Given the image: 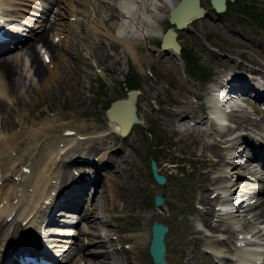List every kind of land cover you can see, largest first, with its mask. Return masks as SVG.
Masks as SVG:
<instances>
[{
    "label": "rangeland",
    "instance_id": "374dc122",
    "mask_svg": "<svg viewBox=\"0 0 264 264\" xmlns=\"http://www.w3.org/2000/svg\"><path fill=\"white\" fill-rule=\"evenodd\" d=\"M4 1L9 4L11 3V6L5 5L4 12L7 14L8 18L11 19L10 21H13V19L18 21V30L23 32L21 35L19 34L17 38H23V44L26 41H31L36 34L40 35L43 32L46 33L47 39L52 42L53 47L50 50L41 47V43H35V52L36 54L38 53L41 60L42 55L40 51L42 50L46 53L47 57H50L52 61L51 64L54 61H57L60 55H63L67 68H74L77 65L83 69L79 75L73 71L71 79L69 74L66 75V73H63V77H60L56 82L59 85V90L57 93L58 97L53 100L54 109L44 113L45 115L42 116L40 121L35 122L41 123L46 120H53L55 113L67 114L65 118L51 122L53 124L63 123V126L56 127V130L50 133V139H57L59 137L57 140L59 141V144L55 145V151L53 153L54 156L57 157L55 163L56 173H53L54 178L51 183L57 184V189H60V192L64 191V193H66L67 185H69L70 188L73 187V183L79 181V178H76L75 181H68L63 187L61 184L63 182V175L69 173L74 177L82 175L87 178L88 174L90 175L92 171H95L97 174L96 164L100 155V152L98 155H95L96 153L93 150V147L98 146L100 143H92L87 140L89 138H85L86 135H91L97 138V132H93V129L89 128L87 130L88 132L82 131L79 132L81 133L79 135L75 130L77 131L79 125L85 124L87 126H92L95 123L96 115L101 114L103 117L104 115L106 116L111 105L118 100L125 98L128 94V88L126 87V74L129 70L128 64H130V62L127 61V57L122 51V46L119 47L118 53L115 54L114 51L109 48L111 37H107V34L110 32L106 29H101L105 36L97 37L92 31L93 23H96L98 20L109 19L111 13L119 15V12L123 9L122 4L118 0H91L90 3H87L84 0H72L70 1V5H72L70 7L75 9L76 13L75 15H69L65 8L66 1L68 0ZM210 9L209 13L216 18L217 14L211 6ZM158 17L165 20L164 23H162L163 21L160 23L169 26L168 14L158 15ZM220 18H222L226 26L236 28L245 37L250 39L256 38L264 32V0L229 1L228 9ZM151 19L154 20L155 18L153 17ZM119 21L127 23L128 19L120 18ZM110 22L116 25L118 21L110 20ZM72 26L77 28L76 32L72 31ZM82 32H87L89 37L84 38ZM138 33L140 36L139 38L141 39L144 34H150L157 37L158 41L161 29L156 28L151 30L148 27H144L139 28ZM178 40H180L182 46L181 57L176 58L171 55H166L161 52L158 44H156V46L149 45V50H147V52L149 55H152L154 62H157L159 59H165L177 63L178 70L172 74V78H179L181 83H183V87H192L196 92L195 95L199 93L203 95L205 92L204 89L208 86V80L216 81L217 74L223 73L226 62L221 59H224V56L232 57L234 61L239 63L241 59H243V56L241 55L238 57V51L248 49L245 45H243L245 49H242L238 46L227 43V41H223L220 35L202 25H188L183 30H178ZM143 42H146V40H143ZM80 43H85L87 47L81 48L79 45ZM99 44L102 45L101 48H97ZM12 52H15L13 54H18V57L22 56L24 59L27 58L25 56L26 54H24L19 48H11L1 54L0 57L7 56ZM105 54H109L110 57H104ZM193 57L195 58L193 59ZM99 60H102L101 64L98 63ZM84 62L88 63L89 66H85ZM105 67L109 70L115 69L116 73L113 72L112 75L107 74L104 71ZM134 70L137 74H141V76H139L140 79L141 77H146L143 85L144 90L149 92L147 94L149 96L148 102H138V106L141 108V111L144 112V115L141 113L140 116H138V121L133 123V127L131 126L132 128H129L126 137L115 136L113 140H106L107 143H103L109 144V142L115 141V148L118 150L116 155L110 157L104 155L103 161H106L107 163L109 162V164L113 163L116 171L121 175L122 180L127 178L124 175L123 169L131 168V176L137 178V185L145 194L140 200L137 199L132 202L131 208L133 211H128L129 207H124V202L122 200H114L117 209L106 213L109 218L113 217V219H111L112 223L109 224V229L107 228L111 240H105L107 242L106 248L109 251H112L113 246L119 244L117 241L119 237L129 235L132 232L126 231L125 228L121 232H116V229L131 225L130 221L133 219L132 215H135L133 213H140L144 216L143 218H145L146 215L159 214L160 218L157 221L164 222L169 226V231L165 237L168 252V264H215L212 256L210 259L207 258L209 253L206 252L204 245L201 242L202 240L198 238V249L193 245H188L184 250L181 248V243L179 242L178 237L183 234V221H187L196 228L202 227L200 217L203 216V214L207 215L206 210L209 206L213 205L215 200L211 199L213 195L212 189L215 187L213 184L214 179L217 175H223L227 181L229 180L228 182L232 198L238 196L244 197L245 199V203L237 207V210H234L235 208L231 205L230 207L234 212H229L228 214L223 215V217L237 218L240 223L244 221L247 224L249 222L247 227L254 231L261 230V232L264 233V219H256V216H253L254 213L258 212L256 207L255 210L251 212L245 210L247 208L246 204H257L264 199V191L257 192V188L264 189V174L259 170H254L258 168V166L255 165L256 162L254 160H249V162H252L251 168H253L251 170L253 174V180H251V182L257 183L258 187L256 189L253 188L255 190L249 189V187H242L241 183L246 181L242 176L244 173L246 174L247 169L240 168L238 165L241 163V166H246L245 161L249 156L247 153H250L253 150L254 146L252 148V142H256V138H258V132H252L254 123L259 126L260 130H262L259 132L262 138L257 140L256 143L258 144V142H261L262 147H264V114L256 113L252 109V106L258 103H254V91H249L247 96H245L246 98L241 96L238 98L236 95L237 99L234 101L238 103L240 108H237L233 113L228 115L231 118L229 125L222 127L221 133H216V131L208 129L201 137V142H198V136L192 133L183 132L182 134H174L166 130L163 125H159L158 120L167 117L164 111L176 109L175 105H172L168 101V98L170 95L182 91V86L176 87V84L178 83H175L169 75L162 73L156 67H154V70L151 69V72L146 68L147 71H144L145 76L141 73L142 69L138 66L135 67ZM221 70L222 72H220ZM19 73H21V79L17 88V93H9L7 96H2L0 94V103L5 107L3 111L0 110V138L15 133L18 135L27 127L29 128L31 126L29 123H20V113L22 110L16 106V101L18 102L20 98L25 100L33 98L36 95L37 88L41 86V83L33 76V68L30 67L29 60H27V67L24 71L21 72V67H18L15 75L18 76ZM96 77L99 79H96ZM101 81H103V84ZM9 82L10 80L7 79V83ZM154 93L162 99V102L155 98V95H153ZM69 96L72 98H68ZM95 96L97 97V100H95ZM67 99H70L71 103L68 104ZM196 99H201V97L195 98L194 95L188 97L191 104V107L188 109L193 107L197 108L198 102ZM103 101H106V103L102 106L100 102ZM260 106H263L264 108V99ZM8 108L11 110L9 120L11 124H7V127L4 128L2 123L4 119H6V110ZM38 109L46 111L45 103L41 104ZM188 111L190 112V110ZM209 114L210 112L206 109L205 115L209 121H212L211 118L208 117ZM74 115H76L75 118L73 117ZM68 121L72 122V124H68ZM105 121L107 122L106 119ZM187 122L188 124H191L193 121L189 120ZM241 124L243 126H241ZM64 125H68V128H74L75 130L71 129L64 131L62 129ZM238 125H240V127ZM245 126H249L247 130H244ZM241 133L243 135H249L250 141L247 142L245 139H239L237 141L239 144H236L237 148L235 149L238 154H236V150H234L233 153H228L224 149L225 154L223 161H218V158H214L208 147L202 146L203 143L212 144L216 142L224 148L223 146L226 144L228 145L233 141V136H238ZM72 138L75 140L71 141ZM26 143H28V140L22 141V143L16 142V144L13 145L14 149L22 151L25 148L26 151H31L32 146L28 148L27 146L29 144ZM44 144L49 146L50 141L46 140ZM64 146H66L65 149H63ZM47 149L51 150V148ZM87 151L89 154H86ZM41 152H43V150L40 146L31 156L27 155V153H23L26 157L24 167L27 168L30 165L35 168L38 164L37 159ZM102 152L105 153L106 150H103ZM14 153L15 152L12 154L14 155ZM152 157L156 159L157 164L161 165V167L168 166L162 171L168 177V182L165 186L157 185L151 177L149 161ZM204 157L214 158L215 160L213 161L217 163L216 168L211 172L210 177L212 181L208 183L205 188L200 185L205 177V171L209 169L207 164L203 161ZM83 159H86L89 162L81 164L74 163V161H80ZM7 163L9 162L7 161ZM225 163L229 165L228 168L226 167V171L223 170L226 166ZM6 169H8V167H3V172L0 175V182L7 179L8 181L5 183L7 186L11 187L12 184L10 180L15 181L17 184L19 177L16 175H13L12 177V173L14 172L11 174L9 171L4 172ZM17 169H19L18 166ZM100 175L102 178H105V180L106 177L109 176L108 173L105 174L103 171H101ZM144 178H149L152 180V183L148 184L147 180ZM89 187L90 188H87V198L77 202L74 201L75 196L68 197L67 195L58 198L56 197V191L51 192V194L53 195L54 193L56 197L55 201L59 200L60 203L70 205L71 202L77 204V207L81 204L76 209L77 214L75 213V216H80V214L84 213L86 206H88V202L92 199L94 190L97 189V194H99L104 187V183H101L94 188H92L91 185ZM235 188L237 190H234ZM248 191H254L252 201L246 200L249 195ZM205 192H208V196L210 197L209 203H204L201 200V196ZM154 194H161L165 198V204L162 206V210H157L153 205L152 197ZM98 196L99 195H97L95 199L99 198ZM106 198L107 200H112V197L109 195ZM47 202H49L50 205L52 203L51 200ZM54 206L55 205H53V207ZM230 207L229 209H231ZM198 214H201V216ZM96 215L99 218H105L106 216L98 210H96ZM209 217L212 223H217L218 215L216 213ZM79 218L80 217H77L78 222L76 225H74V223L71 225L72 227H75V230L86 228V224L79 220ZM242 226L244 225H241V227ZM33 229L36 231L35 228ZM143 231L144 225L140 227L138 232ZM147 234L150 236L149 228ZM100 235L102 236V239L107 238L102 232H100ZM216 236L221 237L225 241V244L223 241L219 245L221 254L225 257L227 256L230 258L236 255V250L240 252H251V250H246L248 248L257 249L256 252L250 253L251 255H248L249 257L254 256L255 253H257L258 257L264 256V236L257 235V237L253 238L261 243L259 247L254 245L237 247L232 242L233 238L230 236V232L225 230L215 232L213 237ZM54 237H56L54 243L59 245L55 246V251L57 254H60V264H80V254L76 252V249L80 247L82 251H85L89 248L88 246L91 247V244L88 243L89 239L98 238L90 237L89 235L85 236L83 234H75V236L72 237L64 235L56 236L55 234ZM67 239H71L73 243H64ZM136 241L137 245L141 246V251L138 252V254L136 252L138 261L141 264H152L151 258L148 254L147 245L143 246V239L138 238ZM110 243L113 244L112 248L110 247ZM63 245H66V248ZM67 245L71 246L68 247ZM130 245L132 244L130 243ZM114 257L122 259L119 253H113V258ZM103 261L108 262V260ZM221 263H225L224 260L221 261ZM100 264L104 263L102 262ZM108 264L113 263H110L109 261Z\"/></svg>",
    "mask_w": 264,
    "mask_h": 264
},
{
    "label": "bare ground",
    "instance_id": "6f19581e",
    "mask_svg": "<svg viewBox=\"0 0 264 264\" xmlns=\"http://www.w3.org/2000/svg\"><path fill=\"white\" fill-rule=\"evenodd\" d=\"M70 1L72 0L66 1L65 8L67 9L69 15H75L76 10L70 7L72 6L70 5ZM84 1H86L87 3L91 2V0ZM118 1L126 10H121L119 12V15L111 13L109 19H102L98 20L96 23H93L92 31L93 34L97 37L105 36L102 33L101 29H106L107 31H109L110 33L107 34V37H111L109 48L112 49L115 54H117L119 47L122 46V51L126 55L127 61L130 62V64H128L129 70L126 74V82L128 87L131 89V91L129 90V92L131 93H129V95L127 94L128 96L126 95V97L117 104H123L127 106V108L131 112V115L126 118H120L119 116L112 114L111 112H109V114L106 116L104 115V117L101 114L96 115L95 123L92 126H87L85 124L79 125L77 131L74 128H68V125H64V127L62 128L64 131L74 129L75 132H78L77 134L79 135L81 134L79 132H88L87 130L89 128H92L93 132H97V138L91 135H86L85 138H89L87 139L89 142L100 143L98 146L93 147V150L96 153L95 155H98L100 152L98 162L96 164L97 174L95 173V171H92L90 175L88 174L87 178L82 175L74 177L69 173L64 174L62 177L63 182L61 183L63 187L67 184L68 181H75L76 178H79V181L73 183V187L70 188V186L67 185L66 193H64V191L60 192V189H57L58 185L51 183L54 178V174L56 173L55 163L57 157L54 156L53 153L55 151V145L59 144V141H57L59 137L57 139H50V133L52 131H55L56 127L63 126V123L53 124L51 122L59 120L61 118H65L67 114L55 113L53 120L50 119L41 123L35 122L40 121L42 116L45 115L44 113L52 111L54 109L53 100L58 97L57 93L59 90V85L56 82L60 77H63V73H66V75L69 74L71 79L73 71L79 75V73H81L83 69L82 67H79L77 65L74 68H67L63 55H60L57 61H54L51 64V59L47 58L46 53L42 50L40 51L42 55L41 60L38 53L36 54L35 52V43H41V47H44L46 50H50L53 47L52 42L47 39L45 32L40 35L36 34L31 41H26L24 44L22 42L24 40L23 38H17L15 34L10 35V33L7 32L6 34L10 41L7 43H0V55L10 50L11 48H19L24 52V54H26L25 56L27 57L26 59H24L22 56L18 57V54H13L15 52H12L7 56L0 57V94L2 96H7V94L9 93H17V88L20 84L21 73L16 76L15 72H17L18 67H21V72H23L27 67V60H29L30 62V67L33 68V76L36 77L37 80L41 83V86L37 88L36 95L33 98L29 100L20 98L18 102L16 101V106H18V108L22 110L20 113V123H29L31 124V126L29 128L27 127L22 132L20 131L21 133L18 135L17 133H15L10 134L7 137L0 138V175L3 172V167H8V169H6L4 172L9 171L10 174L14 172L12 173V177L13 175L19 177V181L17 182V184L15 181L10 180L12 184L11 187L6 185L5 182L8 181L7 179L0 182V264H19L16 258L20 257L21 252L27 250V248L25 247L27 245L26 241H28L32 245V247H35L38 250H43V246L50 240H53L55 242L56 237H54L55 235L51 234L49 230V227L52 226L65 230H60V232H75L78 235L83 234L85 236L89 235L90 237H98L89 239L88 243L91 244V247L88 246L89 248H87L85 251H82L80 247L76 249V252L80 254V264H100L102 262L104 264H108L109 261L113 264H141L138 261L137 256L138 252L141 251V246L137 245L136 240L138 238H142L144 241L143 246L148 245V240L150 237L147 234V230L153 220H159V214L146 215L145 218H143L144 216L140 213H133L135 215L129 214L133 216V219L131 221L128 220L130 221L131 225L119 227L118 229H116V232H121L124 230V228L126 229V231L132 232L129 235L119 237L117 239L119 244H116V246L114 245L113 248V244L110 243L112 251H109L106 248L107 242L105 241L107 239L108 241L111 240L110 235L107 232V228L109 229V224L112 223L111 219H113V217L109 218L106 213L115 211L117 209L114 200H122L124 202V207H129L128 211H133V209L131 208L132 202L137 199L140 200L145 194L138 187L137 178L131 176V168L123 169L124 175L127 178L122 180L121 175H119V173L116 171L113 163L109 164V162L107 163L106 161H103L104 155L110 157L118 153V150L115 148V141H111L109 142V144L103 143H107L106 140H113L115 136H127L126 131L132 121L136 120L135 118H138L137 116H140L141 113H143L144 115V112H142L141 108H139L138 106V102H148L149 96L147 94L149 92L144 90L143 83L145 82L146 77H141L140 79L139 76H141V74L139 75L135 72V67L138 66L140 69H142L141 73L144 76V71L146 70V68H148L149 72H151V69L154 70V67H156L162 73L169 75L175 83H178L176 84V87L182 86V91H178L170 95V97L168 98V101L172 105H175L176 109L164 111L167 117L158 120V124L161 126L163 125V127L169 132H172L174 134H182L183 132L192 133L198 136V142H201V137L207 132L208 129H212L217 133L219 131L217 128L220 127L219 129H221V127H223L222 125L227 121L225 120L226 116L223 111H221V109H219L216 105L210 104V107L213 109L211 113L219 122V127L213 128L212 122H210L205 115V105L203 104L202 100L197 101V108L193 107L191 109H188L189 107H191L188 97L192 95H194L195 98L201 97L202 94L199 93L195 95L196 92L192 87H183V83H181L179 78H172V74H174V72L178 70L177 63L165 59H159L157 62L153 61L152 55H149L147 50H149V45L156 46L157 37L149 34L148 37L143 36L142 39L139 38V28L148 27L151 30L160 28L162 31H164L167 28L166 25L162 24L165 20L161 19V17L159 18L158 15H169V13L179 4L180 0H131V5H128L127 0ZM198 4L199 8L201 9V13L185 21L184 28H186L188 25H202L205 28L220 35L223 41H227V43L233 44L242 49H245L243 45L248 47V49L244 51H238V57H240L241 55L243 56V59H241L239 63L234 61V59L229 56H224V59H221L226 62V66L224 68L225 70L223 71V73H226L228 80L225 77L224 82L226 84H223L221 88H219V90H223L222 93L224 97H228V95H230L227 92V88H229L231 91L240 94V96L244 98H246L245 96H247L249 91H254V94L252 93L253 98H255L254 103L258 104L252 106V109L257 113L264 114V109H262L260 106L261 102L264 99V91L260 87V85L264 83H261L259 81L261 80L264 82V32L256 38H247L236 28L226 26L222 18H220L222 13L217 14L216 18H214L210 14L209 11L211 10V4L209 0H198ZM0 5V9L4 12L5 5L11 6V3L9 4L4 0H0ZM4 15H6L5 17L8 18L5 12ZM144 17L148 18L149 20L145 19ZM153 17L155 18L154 20L151 19ZM7 18L6 20H9ZM120 18H127L128 22L123 24V22L119 21ZM110 20H117L118 22L116 23V25H114L110 22ZM10 23L16 25L19 24L18 21L14 19L13 21L9 20V25L11 26ZM71 29L73 32L77 31V28L74 26H72ZM175 32L177 33L178 39V30H176ZM82 34L84 38L89 37V34L87 32H82ZM143 40H146V42H143ZM178 42L181 45L180 40H178ZM79 45L81 48L87 47L85 43H80ZM101 46L102 45L99 44L97 48H101ZM161 52L165 53L166 55L176 56V58L179 56L177 54H174L171 50H161ZM106 56L110 57L109 54L104 55V57ZM79 58L81 59L80 56ZM101 61L102 60H99L98 63L101 64ZM84 65L89 66V64L86 62H84ZM104 71L110 75H112L113 72L116 73L115 69L109 70L107 67L104 68ZM220 72H222V70ZM7 79L10 80L9 83H7ZM96 79L99 78L96 77ZM101 83L103 84V81H101ZM205 90L206 89H204V91ZM153 95H155V98L158 101L162 102V99L159 98L156 93H154ZM68 98L72 97L69 96ZM232 98H230V100H232ZM95 100H97L96 96ZM106 101L100 102V104L103 106ZM43 103H45L46 111L38 109L39 106ZM67 103H71V100L67 99ZM4 108V105L0 103V110L3 111ZM10 108L6 110L7 116L2 123V126L4 128L7 127V124H11L9 122L11 115ZM231 108L236 109L240 107L236 103L232 104ZM188 110H190V112ZM73 117L75 118L76 115H74ZM105 119L107 120V122L105 121ZM189 120L193 121V123L190 125L187 123V121ZM68 124H72V122L68 121ZM238 126L240 127V125ZM241 126L243 125L241 124ZM248 127L249 126H245L244 130H247ZM261 131L262 130H260L259 126L254 123L252 132H258V134L256 133L258 137L256 138L257 140L262 138L259 134V132ZM232 138L233 141H231L228 145L226 144L225 146H223L224 148H222V146L218 145L216 142L212 144L203 143L202 146L208 147L209 150H211L210 152L213 154L214 158L217 157L218 161H222V155L225 154V150L228 153L230 151L234 152V150H236L235 148H237L236 144H239L237 143L239 139H245V141L247 142L250 141L249 135H243L242 133L238 136H233ZM26 140H28V143L26 144H29L27 147L29 148L30 146H32L31 151L34 152L38 150L40 146L43 150V152L40 153L37 159V166L34 168L33 166L29 165L28 170L23 169L24 163L26 161L25 154L23 153H27V155L31 156L33 152L26 151L25 148L22 151H18L14 149L13 146L14 144H16V142L22 143V141ZM46 140L50 141L49 146L47 144H44ZM74 140L75 139L73 138L71 139V141ZM256 142H252V148L253 146L254 148L250 153H247L249 156L245 161L246 166H241V163L238 164L240 168L247 169L246 174L244 173L242 178H245L248 185L250 184V189H256L258 185L255 182H251V180H253V174L251 172L253 168H251L252 162H249V160H254L256 162L255 165L258 166V168L254 170H259L262 174H264V147H262L261 142H258V144ZM65 147L66 146H64L63 149H65ZM255 147H259L260 149ZM47 148H51V150ZM103 150H106V152L103 153ZM13 152H15L14 155L12 154ZM86 154H89L88 151L86 152ZM236 154H238L237 150ZM204 158L203 161L207 164L209 169L205 171V177L202 181V184L200 185L205 188V186L212 181L210 177L211 172L216 168L217 163L213 161L215 160L214 158ZM7 161L9 163H7ZM88 162L89 161L86 159L74 161V163L79 164ZM17 166L19 167V169H17ZM166 167L168 166L166 165ZM166 167H161V165H158L157 170L161 172L164 171ZM228 167L229 165H227V168ZM101 171H103L105 174L108 173L109 176L106 177V180L105 178L101 177ZM144 179L147 180L148 184L152 183V180H150L149 178ZM221 182L225 183V178L222 175H217L214 179L213 184L215 186H219ZM101 183H104L102 191L97 194L98 190H94L92 199L88 202V206H86L84 213L78 216L80 217L79 220L86 224V228L75 230L73 228H70L67 223L62 222V220H58L60 217L56 215L57 211L58 213H63L66 211L65 209H69L67 212L70 214L72 219L77 217L75 216V213L77 212L76 209L81 204H79V206L77 207V204L71 202L70 205L66 203H60L59 200L55 201L56 197L59 198L67 195L68 197L75 196L74 201L77 202L79 200L87 198V188H90V185L92 188H94ZM246 183H244L243 186L247 185ZM214 188L212 189V192L214 191ZM53 191H56V197L55 195L51 194V192ZM261 191H264V189L257 188V192ZM248 193L249 195L246 200L252 201L254 191H248ZM97 195H99V198L95 199ZM108 195L112 197V200H107L106 197ZM47 200H51V205L46 204ZM201 200L204 203H209L210 197L208 196V192L202 194ZM228 202L229 201H227L225 204H228ZM242 203H245V200H242L240 202V204ZM53 205L55 206L53 207ZM246 206L247 208L245 210H247L248 212L254 211L256 207L258 212L254 213L253 216H256V219H264V199L260 203H252V205L246 204ZM162 209L163 208H157V210ZM47 210H49L48 213L50 214L48 217H46V219H48L49 221V224L45 223V221L43 220V218L45 217L42 218V216L45 215L43 214V212ZM96 210L106 215L105 218H99L96 215ZM213 213L214 206L211 205L206 210L207 215L203 214V216H201V214H198L201 216V228H196L192 224H189L187 221H183V234L178 237V240L181 243V248L183 250L188 245H193L196 249H198V239H200L202 240L201 242L204 245L206 252H208L210 255H207V258L210 259V257L212 256L215 264H221V258L224 257H222L221 255L219 245L224 240L221 237H213V234L215 232L224 230L230 232V236L233 238L232 242L236 245L237 237L240 233L250 234V237L252 238L257 237V235L262 237L264 236V233H262L261 230L254 231L253 229L247 227V224H249V222L247 224L244 221L240 223L237 218L218 217L217 223H212L209 216L214 215ZM142 225H144V231L138 232ZM241 225L244 226L241 227ZM33 228L42 231V233L38 232L37 230L35 232L36 234H39L41 238H39V236L34 233ZM100 232H102L103 235L107 238L102 239ZM57 235L58 234H56V236ZM68 240L69 239H67V241H64V243L69 242ZM241 241L242 246H260V244L256 243L255 240L242 239L238 242ZM130 243L132 245H130ZM223 243L225 244V241ZM53 246L59 245H56L54 243ZM63 246L66 248V245ZM246 250L250 249L248 248ZM113 253H119L122 259H117L115 257L113 258ZM250 253V251L240 252L236 250V255L230 258H225V261H227L226 264H239V261H241L242 258V261L245 260L244 263L247 264V258L249 257L248 255H250ZM44 258L46 260L47 257ZM166 259H168V252L166 254ZM256 259H263V257H258ZM103 260H108V262Z\"/></svg>",
    "mask_w": 264,
    "mask_h": 264
},
{
    "label": "water",
    "instance_id": "95a60500",
    "mask_svg": "<svg viewBox=\"0 0 264 264\" xmlns=\"http://www.w3.org/2000/svg\"><path fill=\"white\" fill-rule=\"evenodd\" d=\"M211 3L213 4L214 9L217 13H221L222 11L225 10L224 0H211ZM179 7H180V4L179 6H177L175 9H173L170 12V23L175 24L178 29H183L185 21L201 13V9L198 7L196 2L192 5V9H190L187 13L178 14ZM175 36H176V33L172 29L167 30L166 33L162 37L161 48L163 50H166L167 48H171L174 52H179L180 46L177 43ZM117 103L113 105V111L118 108L119 104ZM129 115H131V112H129ZM136 121L137 119L132 121V123ZM129 127L127 128V130L129 129ZM151 171H152L154 179L159 184H165L166 180L163 176L157 174L156 165L154 162H151ZM162 202H163V199L160 196H154V203L156 206H160ZM166 231H167V226H165L164 224L157 223L155 220L152 222V225L150 228L151 238H150V242L148 246V251H149L150 256L152 257V261L154 264H166L165 244L163 241L164 233Z\"/></svg>",
    "mask_w": 264,
    "mask_h": 264
}]
</instances>
